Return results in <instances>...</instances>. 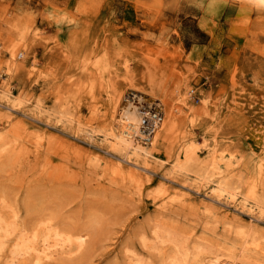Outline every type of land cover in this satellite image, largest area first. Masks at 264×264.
<instances>
[{
	"label": "rangeland",
	"instance_id": "rangeland-1",
	"mask_svg": "<svg viewBox=\"0 0 264 264\" xmlns=\"http://www.w3.org/2000/svg\"><path fill=\"white\" fill-rule=\"evenodd\" d=\"M3 90L17 106L0 102V213L16 230L0 264L21 232L46 226L85 235L54 264H169L184 250L264 264V12L242 0H0ZM129 100L165 115L149 167L105 140ZM218 181L232 198L212 197Z\"/></svg>",
	"mask_w": 264,
	"mask_h": 264
},
{
	"label": "bare ground",
	"instance_id": "bare-ground-1",
	"mask_svg": "<svg viewBox=\"0 0 264 264\" xmlns=\"http://www.w3.org/2000/svg\"><path fill=\"white\" fill-rule=\"evenodd\" d=\"M243 1L245 3V0H242V2ZM258 11L264 12V10H260V9H258ZM20 56L22 57V55H19V57ZM137 97L139 98V100H142V98L140 96L137 95ZM0 102H4L5 104H7V107L9 106L10 108L17 106V105H15L16 103L14 104L11 102L9 92H6L4 90L0 92ZM1 105H3V104H1ZM157 106L162 109L160 104H157ZM141 107H143V105L139 104V107L135 106L134 103H132L129 100L125 104V106L122 108V111L119 113L118 118L114 120L115 121V124H114L115 128L112 131H110V133L105 134L104 136H105V140L109 143V147L112 151H115L116 153H119V154L123 155L124 157L129 158V160L130 159L133 160L135 163L142 161L143 164L145 165V167L146 166L149 167V165H148L149 160L154 159L153 153L150 151L149 147L153 146V144H154L153 141L156 140L158 133H160V131L162 130L164 120H165V115H164L163 122L158 126V130H156L154 137L149 141V143H145L142 139H140L141 138L140 129H141V125H142V118H141V114H140ZM1 136L4 137L3 135H1ZM186 163H188V162H186ZM143 169H146V168H143ZM130 178H131V176H130ZM211 184H213V187L211 189L212 197L217 198V199L226 198V197H231V198L233 197L231 192L229 193L227 191L226 186L221 184L219 181L218 182H211ZM227 188H228V186H227ZM243 201H244V203L248 202L247 199H245ZM260 207H261V205H260ZM263 207H264V205L262 206V209L264 212ZM260 213L262 214L261 211H260ZM39 226L40 225L38 224V227ZM15 230H16V223L8 222V219H6V217L2 213H0V252L3 250L4 244H5V242L2 239L6 238L7 236H11L15 232ZM35 230H36V232H34V234L31 233L32 234L31 237H29L30 235L23 234L22 232L19 234L15 245H13V248L10 251L11 259L8 261L7 264H17V263H19L21 258H22V260L23 259L26 260V257L31 258V264H54L53 263L54 257L57 254L65 255V256H71L72 254L74 255L75 252H80V250L82 249V247L86 243L84 234L83 235L82 234H78V235L72 234L71 235V234H69V232L66 233V232H62V231L51 230L50 228H47V226H46L43 229V230H45L44 234L42 236H39V233H37V229H35ZM25 233H26V231H25ZM73 233H75V232H73ZM40 234H41V231H40ZM157 234L159 235V233H157ZM167 236L169 238V236H171V235L167 234ZM174 237H177V236H174ZM174 237H173V239H175ZM159 238H160V236H159ZM168 238L166 237V239H164L165 242H167L169 240ZM160 239L162 240L163 236ZM173 239L171 238L170 240L173 241ZM144 241H145V239H144ZM163 241H161V242H163ZM174 241L172 244L170 242V244L173 245ZM74 242L77 243L76 248L70 249L72 243H74ZM176 244H179V245H177V247L181 246V248H182V245H180L181 244L180 242L176 243ZM162 245H164V243ZM156 247H158V246H156ZM194 247H193V249H194ZM173 249H175V248L172 247L171 250H173ZM183 249H187V248L183 247L182 250ZM193 249H192V251H193ZM159 250H162V249H159ZM175 250H177V249H175ZM178 251L179 250H177V252ZM188 251L187 250H184L181 252L179 251L180 252L179 256L174 255L175 256L174 258H173V255L171 256V253H170V256H171L170 259H172V258L173 259L171 260V262H169V264H246V262H247L246 260L238 262L235 259L223 261V260L218 259V257L216 259L214 258L213 260L205 262L202 260H198L199 259L198 255L201 254L199 251L196 254H191ZM195 251H197V250H195ZM173 252H174V250L172 251V253ZM193 253H194V251H193ZM190 254H191V256H190ZM8 255H9V253H8ZM164 258H166V257L164 256ZM131 259H133V258H131ZM137 259L138 258H136V260ZM165 261H166V259H165ZM29 262H30V260H29ZM25 263L26 262H24L23 264H25ZM134 264H141V262H139V260H138V261L134 262ZM142 264H143V262H142Z\"/></svg>",
	"mask_w": 264,
	"mask_h": 264
},
{
	"label": "built area",
	"instance_id": "built-area-1",
	"mask_svg": "<svg viewBox=\"0 0 264 264\" xmlns=\"http://www.w3.org/2000/svg\"><path fill=\"white\" fill-rule=\"evenodd\" d=\"M19 58H21V56ZM140 114L142 118L140 139H142L145 143H149V141L154 137L156 130H158V126L163 122L164 113L157 105H144L140 109Z\"/></svg>",
	"mask_w": 264,
	"mask_h": 264
},
{
	"label": "clouds",
	"instance_id": "clouds-1",
	"mask_svg": "<svg viewBox=\"0 0 264 264\" xmlns=\"http://www.w3.org/2000/svg\"><path fill=\"white\" fill-rule=\"evenodd\" d=\"M252 8L264 10V0H245Z\"/></svg>",
	"mask_w": 264,
	"mask_h": 264
}]
</instances>
